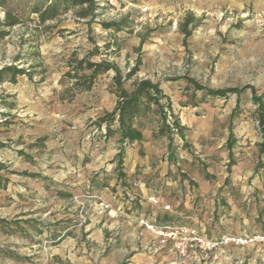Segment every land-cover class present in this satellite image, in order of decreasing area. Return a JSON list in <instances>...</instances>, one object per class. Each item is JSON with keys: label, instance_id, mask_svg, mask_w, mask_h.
<instances>
[{"label": "rangeland", "instance_id": "rangeland-1", "mask_svg": "<svg viewBox=\"0 0 264 264\" xmlns=\"http://www.w3.org/2000/svg\"><path fill=\"white\" fill-rule=\"evenodd\" d=\"M35 1L8 0L24 22L0 25V69L26 71L0 80V264H264V168L249 141L253 94L264 92V0H96L95 16L70 6L45 24L31 13ZM126 15L130 27L105 28ZM84 57L123 76L138 66L125 87L159 82L186 126L170 148L157 116L140 119L127 182L135 192L123 195L130 210L93 193L112 161L103 143L116 139H102L95 119L117 94L113 69L90 90L76 85L68 73ZM230 88L240 92H207ZM151 224L198 235L164 236Z\"/></svg>", "mask_w": 264, "mask_h": 264}, {"label": "trees", "instance_id": "trees-1", "mask_svg": "<svg viewBox=\"0 0 264 264\" xmlns=\"http://www.w3.org/2000/svg\"><path fill=\"white\" fill-rule=\"evenodd\" d=\"M8 0H0V7L3 8L4 17L0 19V25L6 27H13L15 25L23 23V19L14 14L12 11L6 9ZM96 0H36L32 7L31 13L38 15V20L41 24H45L47 21L56 19L60 12H66L70 6H79L80 9L77 12L81 18H88L89 16H95L94 9L99 8V3ZM129 15L123 17L119 22L105 23V28H115L120 30L127 26L130 27L128 22ZM195 17L192 13L185 15L184 21L181 24V30L189 35L191 30L188 29L190 23L195 22ZM6 31H1L0 36L6 35ZM142 42L144 40L142 39ZM76 63H71L72 72L68 75L71 78H77L76 85H81L83 89H92L98 74L108 72L113 69L115 75L113 76V86L117 94V100L113 109L105 111L103 114L95 119V124L101 129L102 139H109L116 136L119 144V152L116 154V160L118 166L116 167L117 174L122 177V165L126 156V147L134 143H140L143 140V131L141 129L140 119L147 113L154 114L159 118V133L160 135L168 136L171 140L169 147L172 148L173 134L177 133L181 137L185 138L186 126L181 123L179 115L175 112L172 105L170 96L164 91L159 82H154L151 79L141 78L134 80L131 83V87L127 88L124 85V81L131 79L132 76L138 70V66L132 68L126 75H122L121 70L114 63L107 61H91L89 57L75 60ZM89 70V73H84L85 70ZM26 71L22 68H16L13 66H6L0 69V80L4 76H10L15 78L19 74H24ZM124 78V79H123ZM197 88L203 89L197 85ZM211 95L226 97L229 93H239L236 88L230 89H209L207 91ZM253 99L257 104L254 116L258 122L257 129L262 134V140L257 143L259 148V168H264V92L262 95L257 96L253 94ZM169 114L172 120H169ZM234 115V111L231 114ZM103 130V131H102ZM231 135L227 140V146L230 152H232L233 142L230 141ZM171 155L174 151L171 149ZM3 165L0 163V169ZM30 174V173H25ZM36 176V174H32Z\"/></svg>", "mask_w": 264, "mask_h": 264}, {"label": "crops", "instance_id": "crops-1", "mask_svg": "<svg viewBox=\"0 0 264 264\" xmlns=\"http://www.w3.org/2000/svg\"><path fill=\"white\" fill-rule=\"evenodd\" d=\"M254 129V128H253ZM252 129V130H253ZM256 131L253 130V134L255 132V135L249 137V141L251 143L255 144L257 146V143H259L262 140V134L259 132V130L256 128ZM117 139H113L109 141L108 143H103V146L105 145L107 149L111 148L112 151V157L111 162L107 164L106 167H103V172L100 173L98 179L96 182H94L91 186L93 189V193L96 192L98 195H102L106 198L107 201H109L111 204L118 206V208H124V204H127V209H131L132 205L129 203L128 200L123 201L124 197L123 195H132L135 192V188L128 184L134 180V176L131 175V171L134 170V168L137 165V160H135L136 155L138 153V149L136 147V143L128 146L126 150V156L124 158V165H125V171L128 172L127 177L124 179L120 177L117 174L116 166L117 162L114 160L115 155L119 152V144L116 142ZM104 166V165H103ZM128 182V183H127ZM90 186V184L88 185Z\"/></svg>", "mask_w": 264, "mask_h": 264}, {"label": "built area", "instance_id": "built-area-1", "mask_svg": "<svg viewBox=\"0 0 264 264\" xmlns=\"http://www.w3.org/2000/svg\"><path fill=\"white\" fill-rule=\"evenodd\" d=\"M149 10V7H144L142 8V12L145 13ZM151 228H156L157 229V232L160 234V235H164V236H173V235H177V234H185V235H195L197 236L198 233L195 229H190L188 227H178V228H173V227H155L154 224H151L150 225ZM262 240H264V237H261ZM235 240L234 238H230V237H225V240L226 241H229V240Z\"/></svg>", "mask_w": 264, "mask_h": 264}]
</instances>
